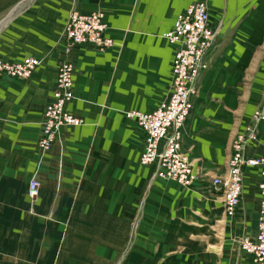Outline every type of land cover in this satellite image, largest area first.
<instances>
[{
  "label": "crops",
  "instance_id": "0c3cea01",
  "mask_svg": "<svg viewBox=\"0 0 264 264\" xmlns=\"http://www.w3.org/2000/svg\"><path fill=\"white\" fill-rule=\"evenodd\" d=\"M196 1L0 0V58L40 61L28 80H0V264H253L238 239L256 233L258 168L243 171L242 194L228 217L219 195L200 183L186 189L152 179V167L138 164L143 133L124 116L150 111L169 95L173 46L161 34ZM205 3L220 30L199 88L232 40H223V32L243 30L254 43L251 35L264 33V0ZM75 9L102 11L115 44L101 53L83 45L72 50L74 97L67 109L83 124L63 128L61 141L41 153L42 114L64 58V24ZM33 176L40 188L32 200ZM219 230L231 246L221 255L192 244Z\"/></svg>",
  "mask_w": 264,
  "mask_h": 264
},
{
  "label": "built area",
  "instance_id": "2783aa9c",
  "mask_svg": "<svg viewBox=\"0 0 264 264\" xmlns=\"http://www.w3.org/2000/svg\"><path fill=\"white\" fill-rule=\"evenodd\" d=\"M169 31L161 37L173 46L171 60V90L157 107L150 111L130 109L124 116L135 122L143 133L138 164L152 167V179L176 182L184 188L200 181V174L181 148L182 128L192 111L198 95L199 80L208 70L207 55L217 39L220 23L212 26L205 0H198L175 17ZM108 24L102 11L81 12L72 10L62 32L63 59L56 72L55 89L42 114L37 149L47 153L55 142L61 141L63 128L79 127L83 120L73 116L67 109L73 100V64L70 54L76 46L94 47L104 52L115 42L107 34ZM40 61L32 56L10 62L0 58V80L3 77L30 79ZM251 122L243 132L236 135L234 151L229 158L227 171L221 176L210 177V187L223 194L225 215L233 216L242 191V175L246 168H259L257 191L260 194L257 235L254 239L239 237L242 251L256 257L264 264V149L261 156L245 154L246 143L257 138L259 127L264 124V104L252 112ZM27 195L34 199L40 183L33 176L28 181Z\"/></svg>",
  "mask_w": 264,
  "mask_h": 264
},
{
  "label": "rangeland",
  "instance_id": "374dc122",
  "mask_svg": "<svg viewBox=\"0 0 264 264\" xmlns=\"http://www.w3.org/2000/svg\"><path fill=\"white\" fill-rule=\"evenodd\" d=\"M222 36L225 37L223 38L225 41H228L232 36V40L229 42L228 48L223 50L217 57L212 72L209 71L203 75L198 101L190 114L191 121L188 122L190 120L188 118L181 130V148L200 174L201 179L198 184L207 187L209 192L219 195L218 199L221 200H223V194L210 187V177L221 176L222 173L227 171L229 158L234 151L233 144L236 135L243 132L250 124L253 110L264 104V33L251 35L253 39L259 40L257 43L251 40L249 42L247 40L248 36L240 29H236L233 34L223 32ZM217 51L218 49L215 48V54L218 53ZM226 93H230L228 98L231 101L223 99V95ZM226 103H229L230 107L225 105ZM258 130L257 138L245 145L247 151L245 154L249 156H261L263 154L264 124ZM143 197H138V210L142 205L140 203ZM258 215L259 206L256 224ZM135 223V221L132 223L133 226ZM257 226L258 224L256 225L255 236L257 235ZM131 232L128 236V243L133 233ZM225 237L226 234L219 230V232L212 235L211 240L209 238L208 240L206 238L200 241L194 240L192 244L200 242L205 245L206 250L210 248L216 251L221 250V255V252H224L222 250L231 247ZM215 240L218 241L217 244L215 243V246L211 247L210 244H214ZM190 245L181 247L179 250H186ZM176 248L177 246L174 247V250ZM242 252L249 256L253 264H260L256 261V257L244 251ZM186 256L190 260L193 258L192 255ZM170 257L176 258L175 256ZM170 257L168 258L170 259ZM160 264L168 263L163 260ZM179 264H192V262L187 261Z\"/></svg>",
  "mask_w": 264,
  "mask_h": 264
},
{
  "label": "water",
  "instance_id": "95a60500",
  "mask_svg": "<svg viewBox=\"0 0 264 264\" xmlns=\"http://www.w3.org/2000/svg\"><path fill=\"white\" fill-rule=\"evenodd\" d=\"M18 5H19V4H18ZM18 5H17V6H18ZM17 6H15V8H16ZM15 8H13V10H12V11H14V9H15Z\"/></svg>",
  "mask_w": 264,
  "mask_h": 264
},
{
  "label": "bare ground",
  "instance_id": "6f19581e",
  "mask_svg": "<svg viewBox=\"0 0 264 264\" xmlns=\"http://www.w3.org/2000/svg\"><path fill=\"white\" fill-rule=\"evenodd\" d=\"M235 208V207H234Z\"/></svg>",
  "mask_w": 264,
  "mask_h": 264
}]
</instances>
